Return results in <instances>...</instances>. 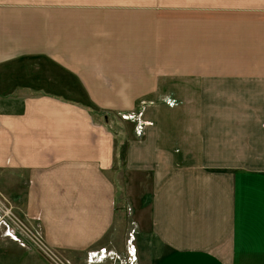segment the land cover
I'll return each mask as SVG.
<instances>
[{
    "label": "crops",
    "instance_id": "1",
    "mask_svg": "<svg viewBox=\"0 0 264 264\" xmlns=\"http://www.w3.org/2000/svg\"><path fill=\"white\" fill-rule=\"evenodd\" d=\"M58 78L100 111L152 122L139 137L119 118L122 168L154 185L145 264H264V0H0V165L26 167L29 185L23 208L11 200L85 264L125 239L100 172L114 144L52 91ZM162 95L210 109L189 129L187 111L152 104ZM0 264L50 263L0 229Z\"/></svg>",
    "mask_w": 264,
    "mask_h": 264
},
{
    "label": "rangeland",
    "instance_id": "2",
    "mask_svg": "<svg viewBox=\"0 0 264 264\" xmlns=\"http://www.w3.org/2000/svg\"><path fill=\"white\" fill-rule=\"evenodd\" d=\"M191 72L192 70L185 67L182 68L181 75L193 76ZM196 76H198V74ZM172 77L175 76H173V73H170L168 75V79ZM60 81H62V78H58L56 80L57 83H54L52 91L62 98L73 100L76 103H80V105L87 107L89 113L88 119L90 123L92 125L100 126L103 131L113 138L114 145H112V149L107 151L110 156L109 161L105 167H100V172L105 175L109 181H111L113 188L112 191L115 195V198L113 199L114 205L117 211H121V222L118 224L116 220L113 225L115 226L114 230L119 232L123 226L124 229L126 228V232L123 235V238L125 237V239H123L124 242L122 243V246L118 243V247L116 249L103 246L99 247L97 250H90L85 253L84 263L94 264L108 261L109 264H145L148 257H150L148 251L150 245L147 242L148 245L145 248L144 240L145 237L150 239V221L147 202L154 185L153 181L150 179V175L148 176L147 173H143L141 175L139 173L131 174L129 170L125 171L124 168H122L121 162L124 150V137L122 133L123 130L121 131V129L124 126L119 123V118L121 120L131 121L133 123L134 133L139 137L145 132L147 126L152 124V122L144 117L142 118L140 113L135 112L136 110H127L123 113L100 111L92 102L88 100V98L85 99V96L82 95L79 87L72 86L70 88L67 87L69 83L60 84ZM42 83L40 86L45 88V90H47L46 92H50L48 89V87H51L49 83H44V86ZM148 103H150V101L146 102L143 101V99H138L137 101L138 106H144ZM162 103L167 106L166 108H177L176 110L180 113L187 111L189 117L183 119L182 122L186 127H188V124L192 123V119L190 118H194L195 123H198L199 125L202 117V112L200 110L208 111L210 109L208 103H200L199 101L192 99L190 101H183L172 95H162L152 99V104L159 105ZM176 110L173 111L171 115L177 117ZM103 112H106L107 114L105 115ZM187 119L190 120L186 123ZM206 121H209V119H206ZM198 125L196 126L197 129L199 127ZM42 134L43 133H41L38 138L40 143L38 144L37 152H39V150L46 149L45 146L48 145H42V143L46 141L45 138L40 137ZM36 145L37 144H35V146ZM27 156L33 157V152L29 153ZM25 168L26 167L21 166L14 167L12 170H7L6 166L0 165V215L7 210L8 214L5 216V220L9 224V226H6L1 223L0 229L3 230L4 235L9 236L16 242H19V240L14 236L18 235V231L21 232L20 239H23L22 242L24 243H27L30 237L36 236L37 240H31L29 245L37 252H40L50 264H73L71 259L66 258L47 243L43 233L27 219L29 218L32 220L30 214H26V211L18 207L17 204H13V198L15 197L14 201L16 202L15 199L20 197L19 201L21 202L23 208L22 198L25 197L29 186L27 182L22 181V179L24 180L26 176L24 173ZM16 192L19 194L17 197ZM127 226L129 227L128 229ZM38 238H40L42 242L39 241ZM40 243H42L41 248L46 253L40 248ZM44 244H47L49 248L45 247Z\"/></svg>",
    "mask_w": 264,
    "mask_h": 264
},
{
    "label": "built area",
    "instance_id": "3",
    "mask_svg": "<svg viewBox=\"0 0 264 264\" xmlns=\"http://www.w3.org/2000/svg\"><path fill=\"white\" fill-rule=\"evenodd\" d=\"M8 214V211L6 210V211H4L3 212V214H1L0 215V224L2 223L3 225L5 224L6 226H9V224H8V222L5 220V216ZM7 230V229H6ZM11 235V234H10ZM20 236H21V232H19L18 231V235L17 236H14V237H16V239H18L19 240V242H20V244L21 245H23V246H30L29 244L31 243V240L32 241H34L35 239L37 240V237L35 236V237H30V239L28 240V242L26 243H24V242H22V240L23 239H20ZM39 239V241H41L42 242V240L40 239V238H38ZM27 240V239H26ZM41 245H42V243H40V248H41ZM44 246L45 247H48L49 248V246L46 244H44ZM42 249V248H41ZM43 250V249H42ZM44 251V250H43ZM45 252V251H44ZM51 252V251H50ZM46 253V252H45Z\"/></svg>",
    "mask_w": 264,
    "mask_h": 264
}]
</instances>
